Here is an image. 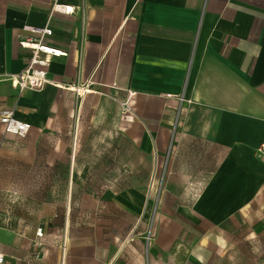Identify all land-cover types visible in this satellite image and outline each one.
<instances>
[{
	"label": "crops",
	"instance_id": "crops-1",
	"mask_svg": "<svg viewBox=\"0 0 264 264\" xmlns=\"http://www.w3.org/2000/svg\"><path fill=\"white\" fill-rule=\"evenodd\" d=\"M29 26L65 53L42 90L8 78ZM5 109L32 125L0 123L7 264L64 239L67 264H264V0H0Z\"/></svg>",
	"mask_w": 264,
	"mask_h": 264
},
{
	"label": "built area",
	"instance_id": "built-area-1",
	"mask_svg": "<svg viewBox=\"0 0 264 264\" xmlns=\"http://www.w3.org/2000/svg\"><path fill=\"white\" fill-rule=\"evenodd\" d=\"M63 7L64 12H73L72 7ZM25 30L34 33L35 36H28L25 37V39H20L19 44L24 48L32 49V56L25 70L18 74L9 75L8 78L12 81L13 85L20 90H42L45 85L49 83L48 67L50 65L51 58L65 55V53L42 43L45 36L52 35L53 33L49 27L40 28L29 26L26 27ZM171 96V94L168 95V97ZM181 100H184V96ZM123 112H130V107L127 102L123 104ZM0 123L4 125L6 132L16 134L20 137L27 136L32 129V125L29 122L23 121L16 116L15 109H5L0 111ZM257 155L261 160H264V142H262L261 146L258 148ZM44 234L45 233L42 228L37 229L36 235L39 240L35 242L38 247H41L44 244ZM148 239L150 240L151 237L149 236ZM60 247L66 255L68 244L65 239ZM65 263L66 260L64 256L63 264ZM0 264H7V256L3 251L1 244Z\"/></svg>",
	"mask_w": 264,
	"mask_h": 264
},
{
	"label": "rangeland",
	"instance_id": "rangeland-1",
	"mask_svg": "<svg viewBox=\"0 0 264 264\" xmlns=\"http://www.w3.org/2000/svg\"><path fill=\"white\" fill-rule=\"evenodd\" d=\"M15 247L16 246H12V248L14 249V251H15ZM19 247H23V246H18V248ZM25 247H27V246H25ZM31 247V249L30 250H32L33 252H37L38 254L39 253H41V252H43L42 251V249H41V247H38V245H32V246H30ZM68 251L69 250H67V252H66V255L63 253V250H62V248L60 247L59 249H58V253H57V264H63V261H64V256H65V260H66V263L65 264H67V258H68Z\"/></svg>",
	"mask_w": 264,
	"mask_h": 264
},
{
	"label": "trees",
	"instance_id": "trees-1",
	"mask_svg": "<svg viewBox=\"0 0 264 264\" xmlns=\"http://www.w3.org/2000/svg\"><path fill=\"white\" fill-rule=\"evenodd\" d=\"M41 228V227H40ZM43 229V228H42ZM44 231V230H43ZM45 233V232H44ZM45 235V234H44ZM45 238H46V235H45V237H44V240H45ZM41 248H44V244L42 245V247Z\"/></svg>",
	"mask_w": 264,
	"mask_h": 264
}]
</instances>
